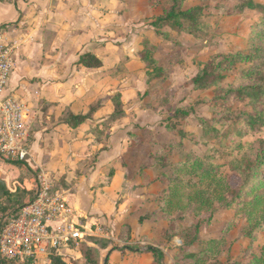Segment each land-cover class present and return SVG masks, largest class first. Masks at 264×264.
<instances>
[{
    "label": "rangeland",
    "instance_id": "rangeland-1",
    "mask_svg": "<svg viewBox=\"0 0 264 264\" xmlns=\"http://www.w3.org/2000/svg\"><path fill=\"white\" fill-rule=\"evenodd\" d=\"M76 2V18L68 12L59 37L36 24L42 51L36 62L34 55L28 56L25 72L32 78L27 88L35 104L40 98L34 108L39 107L42 117L29 121L24 143L34 146L30 156L10 160L24 162L9 171L13 188L22 184L34 189L47 182L53 191L62 190L71 180L67 189L72 190L76 183L80 207L74 215L83 237L51 256L59 254L66 264H84L81 248L87 244L98 249L100 264H106L108 256L109 264H250L264 250V229L258 228L254 240L248 238V222L239 205L228 210L219 204L213 209L180 204L172 179L177 177L180 183L190 179L189 170L181 165L201 158L220 166L232 188L241 184L230 162L249 146H258L264 128L240 131V124L225 123L228 109L237 116L250 111L251 105L234 97L227 101L216 97L230 86L248 84L241 75L250 64L226 73L219 88L198 90L193 79L218 55L264 46V13L249 6H264V0H178L180 11L202 9L197 28L189 31L169 22L161 27L162 34L151 24L171 11L174 0H105L104 6L97 5L98 0ZM184 24L189 28L190 23ZM146 41L165 70L160 78L156 73L151 76L153 69L142 61ZM96 51L99 56L92 53ZM87 53L100 58L102 67L82 68L79 58ZM42 63L49 83L60 81L62 86L37 92L41 87L34 76ZM118 93L124 116L104 124L115 112ZM42 96H50L49 103ZM54 98L73 102L64 103L61 111L52 103ZM98 105L99 111L78 130L55 128L58 118L61 125L68 113L86 115ZM36 127L38 132L32 129ZM192 190L187 187L183 193ZM170 202L173 207L166 215L163 209ZM150 248L163 253L161 263ZM37 261L48 264L45 256Z\"/></svg>",
    "mask_w": 264,
    "mask_h": 264
},
{
    "label": "trees",
    "instance_id": "trees-1",
    "mask_svg": "<svg viewBox=\"0 0 264 264\" xmlns=\"http://www.w3.org/2000/svg\"><path fill=\"white\" fill-rule=\"evenodd\" d=\"M178 0H174V5L171 11L165 13L163 16L157 17L151 26L162 34L161 27L167 23H175L182 29L197 28L199 18L202 14L201 8H193L187 11H180L176 8ZM254 10H260L264 13V6L249 4ZM178 10V12H177ZM264 19V18H263ZM184 22L190 23L189 28L185 27ZM183 24V25H182ZM264 34V23L261 26ZM190 31V30H189ZM264 36V35H263ZM153 45L146 41V47L142 52V61L148 64L153 69L151 76L155 73L157 77H161L165 70L158 66L157 60L153 55ZM86 69H99L103 62L100 58L92 53L83 55L78 63ZM240 64H250L248 70L243 72L241 79H248V84L239 87H228L222 91L216 99L227 101V98H237L240 101H249L251 110L234 115L229 109L225 113L224 122L238 123V130L243 128H264V46L251 45L249 52H236L230 54H221L213 58L211 61L203 65L198 75L193 79V84L196 89L205 91L210 88H219L223 81L226 80L228 72L234 71L236 66ZM120 93L115 96V112L112 117L104 122L107 124L110 120L118 119L124 116V110L121 107ZM100 105L91 107L86 115H75L68 113L67 117L63 119V123L73 129H77L99 111ZM183 115H189V112H184ZM242 125V126H241ZM229 133V132H228ZM18 165L22 163L17 162ZM232 173L241 178V184L238 188H232L228 176L220 174V166L211 164L205 159L195 158L189 162L181 165L180 169H188L190 172V179L181 180L177 177L172 179L173 186L176 187L174 196L179 197L181 203L187 205H195L198 208L213 209L215 204H219L225 209H231L234 205H239L240 211L244 214L249 231L246 236L254 240L255 233L258 228L264 229V139L261 140L258 146H249L248 149L241 153L230 162ZM31 170V168L28 167ZM193 181L195 184L191 185ZM66 187V182L64 183ZM192 187L193 190L188 194L183 193V189ZM36 193L34 191H27L17 188L16 191H10L4 182L0 181V229L7 224L13 217L18 216L22 207L34 201ZM27 199V200H26ZM188 200V201H186ZM179 204V205H180ZM173 203H168L164 213H171ZM175 209L177 206L175 205ZM173 217H175L177 210H173ZM172 214H169L171 217ZM142 221V220H141ZM130 229L129 227H127ZM196 232L200 230V224L195 227ZM169 239V238H168ZM95 246L97 243L92 242ZM213 245L219 244V241L211 242ZM107 248V245L102 246ZM151 252L157 255L158 263L163 259V253L155 248H150ZM81 253L84 259V264H100L99 251L95 247L83 244ZM50 264H66L63 258L56 254L51 256ZM110 263L109 256L106 258V264ZM0 264H10L0 258ZM27 264H34L29 261ZM250 264H264V250L262 254L257 257L254 256Z\"/></svg>",
    "mask_w": 264,
    "mask_h": 264
},
{
    "label": "built area",
    "instance_id": "built-area-1",
    "mask_svg": "<svg viewBox=\"0 0 264 264\" xmlns=\"http://www.w3.org/2000/svg\"><path fill=\"white\" fill-rule=\"evenodd\" d=\"M13 49L0 43V94L13 70ZM25 112L24 105L13 97L6 96L1 101L0 156L9 161H24L30 156L24 143ZM82 237L63 194H53L45 185L34 201L0 229V258L10 264H27L30 260L36 264L39 256L50 258L54 251Z\"/></svg>",
    "mask_w": 264,
    "mask_h": 264
},
{
    "label": "crops",
    "instance_id": "crops-1",
    "mask_svg": "<svg viewBox=\"0 0 264 264\" xmlns=\"http://www.w3.org/2000/svg\"><path fill=\"white\" fill-rule=\"evenodd\" d=\"M104 1L105 0H98L97 5L104 6ZM76 3H77L76 0H0V43L8 44L10 46H13L14 48L13 70L9 76L4 92L0 94V104L4 97L10 96L17 99L20 103L24 105L26 111L24 125H25V130L26 129L28 130L26 131L27 132L26 136L27 135L29 136L28 134L29 123H30L29 121L32 120V117L34 116V119L36 117L39 118V116L42 117V114H40V109H38L39 107L37 108L36 106L37 110H35L34 108L35 105L39 103L40 98L38 97V100L36 101L37 103L35 104V101L32 99L33 94H31L30 89L27 88V85H30L29 80H32V78H29L28 74L25 72L28 56L32 55L33 57L34 55L35 56L34 60L36 62L38 55L40 54L39 52L42 51L41 34H37L38 29L36 30V24L38 25L39 23L41 24L42 28L43 27L49 28V30L56 31L59 37V34L61 32L60 25L63 21L64 22L66 21L67 18L66 15L68 14V12L72 13L73 16L76 18V9H75ZM92 53H95L97 56H99L100 51L98 52L96 51ZM15 55H16V60H15ZM24 55L27 57H24ZM45 67L47 66H45L44 63H42L41 68L39 69L38 72H36L34 76L36 77L34 78V80H36L35 83L37 85H40L41 87V90L38 89L37 91L38 93L43 92L45 90L49 91L50 90L49 87L54 88L63 85L60 81H57V83L55 84H50L49 83L50 80L45 74L46 73V71L44 70ZM90 70H95V69H90ZM56 71H57L56 77L59 79L60 77L59 71L58 70ZM74 85H76V83ZM17 88H19L18 91H15ZM42 97H45L47 101L46 103H49L50 96H42ZM55 97H58V95H56ZM30 98L32 99V102H34L33 104L28 102ZM63 99L54 98L52 100L54 106L57 105L56 107L61 109V111H64V105H65L64 103L70 105L71 102H73V100H68V102H63L64 101ZM62 113L63 112H61V115ZM58 124H59V118L57 123L54 124V126H56L55 128L61 126L64 128H68L72 132L78 130V129H73L66 124H61V125ZM32 129L34 130V132L39 131L38 127ZM52 133L53 131L51 130L49 134ZM25 140H27V137H25ZM31 143H27L26 146L30 151V154L34 149V146ZM99 143L101 144V142ZM4 160L0 156V181L4 182L6 187L10 191L14 192L17 190L18 187L13 188L9 184L11 179L9 178V171L12 170L13 172L14 169L12 168L18 169L17 167L18 163L9 160L8 162L10 163H8ZM19 163H22L21 165H24V162H19ZM67 181L68 182L66 183V187L64 186L60 187L62 188V190L54 189L53 191L51 188V191L53 194L55 193L63 194V197L66 199L68 203L69 210L71 212V217L75 218L76 210H78V207H80L79 203L76 202V183L73 185L74 187L72 186L74 192L71 193L73 189L72 190L67 189L69 188V184L71 183V180H67ZM15 183L17 182H13L14 185ZM45 185L49 186V184L46 182L42 185L41 184L37 185V187L33 189V188H23L22 184H18L19 188L27 191H34L36 195L38 194V190L40 188H43ZM38 258H40V256ZM50 262L51 259L47 258L46 263L50 264ZM36 264H42V263L37 261Z\"/></svg>",
    "mask_w": 264,
    "mask_h": 264
}]
</instances>
